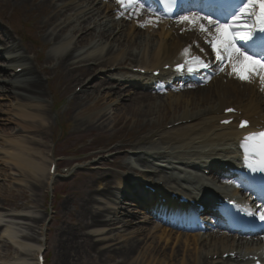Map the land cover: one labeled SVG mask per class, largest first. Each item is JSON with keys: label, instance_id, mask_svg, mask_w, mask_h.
Masks as SVG:
<instances>
[{"label": "bare ground", "instance_id": "obj_1", "mask_svg": "<svg viewBox=\"0 0 264 264\" xmlns=\"http://www.w3.org/2000/svg\"><path fill=\"white\" fill-rule=\"evenodd\" d=\"M75 1L77 0H14L22 5L33 3L50 10L48 26L38 29L41 34L52 30L45 36V40L53 45L49 57L44 60L45 65L54 64L53 68H62L65 76L71 78V82H79L82 85V97L92 94L95 96L98 91L97 102H102L101 108L80 117L76 121L77 128L88 126L89 129H112L116 120L129 110L131 118H143V125H149L150 128L161 127L159 122L168 118H171L170 125L195 119L194 125L180 124L179 127L166 132L172 140L184 143L181 151L165 149L163 156H157L167 168L183 171V165L193 153L200 150L202 142H209L208 135L216 122L213 114L222 113V106L235 99V95L243 93L236 85L247 89L256 88L255 78L249 75L248 80L236 79L237 73L232 69V64L236 62L233 58L226 67L228 75H222V82L214 79L215 87L190 91L187 95H168L161 97L159 101L149 93L131 92L132 90L126 92L114 86L111 84L113 76L106 77L103 81L93 79L94 81L85 82L98 66L104 65L100 71L112 67L123 70V67L118 68L120 64L115 61L117 56L123 57L125 63L135 62L138 60L135 56L136 50L143 51L157 44V47L166 51L165 41H179L181 36L179 30L173 31V28H169L168 22L160 23L161 31L149 33L147 30L156 24L153 15L146 16V13L142 12L143 7L124 11V15L132 14V23L123 25L124 21H117L114 16L102 18L101 7L95 0H82L74 5L73 9L67 5L68 2ZM140 3L144 5L143 1ZM118 5L122 6L120 3ZM62 18L64 21L61 22ZM145 22L146 32L139 29ZM179 24L186 34V27L191 24L186 21ZM3 35L4 39L0 40L3 45L0 49V59L3 60V64H0V264H35L34 257L41 253L46 242L44 240L48 230L45 228L47 219L35 208H24L23 212H19L21 206L16 205L14 200L11 201L12 204H8L6 196L14 190L21 191V194L24 193L23 190H28L33 193L31 197L34 198L44 185L50 189L56 181L55 176L50 174L54 164L49 155L50 150L40 149L45 138L43 133L50 121L53 122L50 120L52 106L46 99L48 84H44L38 76L39 72H47L48 68L34 70V63L19 51V46L13 43L10 35L4 32ZM72 46L75 47L73 50L70 49ZM123 47H126L125 52ZM120 51L121 54H116ZM246 67L243 70L244 75L247 74ZM18 68L24 69V72L15 73ZM240 71L238 68L237 72ZM79 72L84 73L77 76L76 73ZM97 81H100L99 85L94 84ZM199 96L204 98L203 103L207 104L209 112L199 114L200 106L194 101ZM206 114L209 116L202 118ZM7 126H15L17 129L9 130ZM230 132V140L240 136L237 132ZM229 149L233 150L234 147L230 146ZM112 151L114 152L115 148ZM117 154L121 155L120 152ZM118 155L115 157L116 164L124 173L109 172L100 167L101 163H91L89 170L97 175V178L82 199L84 204L81 214L85 216V222L78 226L76 235H73L78 240L82 239L85 247L94 251L101 263L115 259L114 264H212L206 258L208 255L221 251H240L238 255L244 257V254L255 251L249 242L235 241L236 238L229 235V231L220 224L217 225L216 231L209 230L206 234L199 231L188 232L184 229L192 231L190 226L178 229L179 227L171 222L142 212L141 208L139 211L132 210L136 204L125 202L122 197L117 199V196L127 190L128 182H135L134 178H129L128 181L127 177L135 175L133 172L136 169L132 162L122 161ZM149 155L135 152L134 164H145L148 161L146 156ZM150 176L160 177L158 182H175L174 178H169L163 171H155V174ZM114 182L120 184L113 186ZM97 184L100 186L98 190ZM5 205L14 206L16 212L2 211ZM68 233L69 230L65 236ZM171 240H176L178 245L169 248L167 245ZM256 240V246H259L261 240ZM70 258L71 256H66L63 264H71Z\"/></svg>", "mask_w": 264, "mask_h": 264}, {"label": "rangeland", "instance_id": "obj_2", "mask_svg": "<svg viewBox=\"0 0 264 264\" xmlns=\"http://www.w3.org/2000/svg\"><path fill=\"white\" fill-rule=\"evenodd\" d=\"M109 1H97L98 3H105L107 6L106 8L102 4V13L108 10ZM67 4L69 5V3ZM50 17V10L46 7L37 6L33 3L22 5L14 2V0H0V28L12 37H23L25 49L22 45V51L31 56L36 54L38 62L33 66L37 69L42 68L45 63L44 60L47 59L51 51V46L46 43L45 36L52 30L49 29L45 36L38 32L41 27L48 26ZM101 17H104L103 14ZM62 21H64V18L61 19ZM56 25L59 26L57 23ZM93 72L94 75H89L85 82L93 81V76L97 71ZM83 73L79 72L76 75ZM65 74L63 69L58 67L39 74L40 78L46 76V78L51 79L46 87V99L50 104L53 103L52 108L50 107V120H53V122L50 121L47 130L43 133L45 138H43L40 149L50 150V156L54 154L52 159L58 165V174H63L65 168H76L78 163L84 166L85 162L92 159H89L92 152H99L102 154L100 156H103L110 148H115L114 152H117L120 145L122 147L128 145L134 147L147 139H149L148 143H154L155 139L158 140L159 133L155 135L151 131H160V129H157V126L153 128L144 126L143 118H131L129 115L130 110L125 111L126 114L121 115L116 120V124L113 125L112 129H97L96 127L92 129L90 127L89 129L88 126L77 128L76 124L78 123L76 121L80 117L99 110L102 102H97L99 94L96 95V93L98 91L95 96L92 94L82 97V93L78 92L82 85L79 82H71V78L66 77ZM94 84L99 85V82L97 81ZM198 101H200V98L195 100L196 103ZM7 128L9 130L17 129L15 126H7ZM96 178L97 175H94L89 169L72 171L70 178L56 179L50 189L44 185L38 196L36 195L34 198L31 197L33 193L28 190H23L24 193L22 194L18 190H14L10 195L7 194L8 204L14 200L16 205L21 206L19 212H23L24 208H35L47 219L45 224L48 229L45 232V238H47L45 245L47 264H63L66 256H71V264H114L115 259L101 263L94 251H90L85 247L82 239L78 240L73 236L76 235L78 226H82L85 222V216L81 214L82 205L84 204L82 199L89 192L90 186L95 184L93 181ZM2 192L4 193V190ZM52 206L54 210H52ZM3 207L2 211L16 212L15 207L12 205ZM68 230L69 233L65 236ZM78 242L80 243L78 244ZM175 242L176 240H171L166 245L173 248L178 245Z\"/></svg>", "mask_w": 264, "mask_h": 264}, {"label": "snow or ice", "instance_id": "obj_3", "mask_svg": "<svg viewBox=\"0 0 264 264\" xmlns=\"http://www.w3.org/2000/svg\"><path fill=\"white\" fill-rule=\"evenodd\" d=\"M125 8L135 9L137 6L143 7L140 0H117ZM168 6L174 4V0H167ZM259 7V13L255 9ZM247 17V20L245 19ZM255 17L252 24L248 23ZM181 21H186L193 26H198V30L206 33V42L210 45L216 54V59L231 62L235 58V63L232 64L233 72L237 73L239 79L248 80L249 76L243 74V70L249 64L252 66L251 72L264 73V56L256 58L254 55H249L247 51L238 46V42H253L254 36L259 32L264 34V0H243L242 5L236 12L232 13L228 21L221 22L214 20L210 16H199L190 14L182 16ZM206 21V24L203 23ZM259 25V28L256 25ZM214 28V32L209 31V28ZM259 43L264 45V35L257 37ZM252 45H250L251 47ZM188 49H185L187 54ZM194 60L203 67H208L200 57H195ZM182 66H178V69ZM241 69L237 72V69ZM223 70V68H221ZM188 71H193L191 67ZM261 82L264 83V75L261 76ZM228 111H233L229 109ZM228 123V121H224ZM247 124V121L242 122L241 127ZM245 152V162L249 169L253 172H264V132L254 133L245 138L242 145ZM247 215L258 216L260 220L264 221V209L258 212L251 210L247 211Z\"/></svg>", "mask_w": 264, "mask_h": 264}]
</instances>
